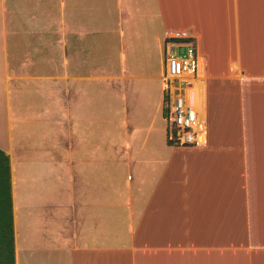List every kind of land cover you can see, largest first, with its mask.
<instances>
[{
	"label": "crops",
	"instance_id": "crops-1",
	"mask_svg": "<svg viewBox=\"0 0 264 264\" xmlns=\"http://www.w3.org/2000/svg\"><path fill=\"white\" fill-rule=\"evenodd\" d=\"M176 33L204 148L167 137ZM0 150L16 264H264V0H0Z\"/></svg>",
	"mask_w": 264,
	"mask_h": 264
},
{
	"label": "built area",
	"instance_id": "built-area-1",
	"mask_svg": "<svg viewBox=\"0 0 264 264\" xmlns=\"http://www.w3.org/2000/svg\"><path fill=\"white\" fill-rule=\"evenodd\" d=\"M168 40L163 76L168 141L204 148L209 132L203 113L205 84L198 51L187 33H176Z\"/></svg>",
	"mask_w": 264,
	"mask_h": 264
},
{
	"label": "trees",
	"instance_id": "trees-1",
	"mask_svg": "<svg viewBox=\"0 0 264 264\" xmlns=\"http://www.w3.org/2000/svg\"><path fill=\"white\" fill-rule=\"evenodd\" d=\"M0 264H16L10 159L2 150H0Z\"/></svg>",
	"mask_w": 264,
	"mask_h": 264
},
{
	"label": "rangeland",
	"instance_id": "rangeland-1",
	"mask_svg": "<svg viewBox=\"0 0 264 264\" xmlns=\"http://www.w3.org/2000/svg\"><path fill=\"white\" fill-rule=\"evenodd\" d=\"M29 57V56H28ZM21 64V63H20ZM20 69V68H19ZM22 70V69H21Z\"/></svg>",
	"mask_w": 264,
	"mask_h": 264
}]
</instances>
